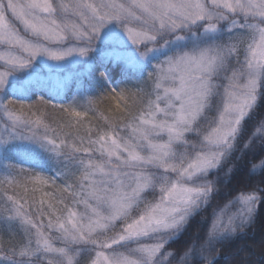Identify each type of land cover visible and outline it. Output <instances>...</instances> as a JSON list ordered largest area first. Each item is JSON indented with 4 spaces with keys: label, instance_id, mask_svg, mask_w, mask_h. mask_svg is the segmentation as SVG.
I'll return each instance as SVG.
<instances>
[{
    "label": "snow or ice",
    "instance_id": "6c2138e0",
    "mask_svg": "<svg viewBox=\"0 0 264 264\" xmlns=\"http://www.w3.org/2000/svg\"><path fill=\"white\" fill-rule=\"evenodd\" d=\"M261 209L264 0H0V264H261Z\"/></svg>",
    "mask_w": 264,
    "mask_h": 264
},
{
    "label": "trees",
    "instance_id": "16d2710c",
    "mask_svg": "<svg viewBox=\"0 0 264 264\" xmlns=\"http://www.w3.org/2000/svg\"><path fill=\"white\" fill-rule=\"evenodd\" d=\"M97 49L98 51L95 52L94 56L97 60H106L101 58L105 53L106 47L100 43L97 42ZM105 68L109 69L111 72V75L114 80H118L122 74V65L117 64H109L105 63L103 65ZM87 66H76L71 67L70 70L67 71L66 75L60 76L66 84V87L63 90L62 98L64 99L65 103H68L72 99V95L79 90L81 85L84 83V81L87 78ZM65 74V73H64ZM50 75V74H48ZM123 87V85H121ZM48 115L44 117V119L48 122H53L57 119H59L58 116L52 113L51 108L49 107ZM95 123V121H93ZM194 224L196 221L193 222ZM264 232V209H261V212L259 215H257L254 225L252 227V231L250 232L249 236L247 237L248 240H259L261 233ZM7 239V237H4ZM239 244V241L234 242L233 244L229 245L226 248V251L230 252L232 249L236 248ZM261 264H264V261L261 262Z\"/></svg>",
    "mask_w": 264,
    "mask_h": 264
},
{
    "label": "rangeland",
    "instance_id": "374dc122",
    "mask_svg": "<svg viewBox=\"0 0 264 264\" xmlns=\"http://www.w3.org/2000/svg\"><path fill=\"white\" fill-rule=\"evenodd\" d=\"M100 43H102V44L106 47V50H105V52H104L105 54L101 57V58H103V59H106V60H107V58H109V57L115 55L116 51H118V50L115 49L114 46L111 45L110 43H104V42H100ZM96 51H98V49H97ZM94 54H95V53H94ZM71 67H76V66H69L68 68H66V69H65L62 73H60L59 75H60V76L66 75L67 71L70 70ZM41 71H42V74H44V75L52 74V73L49 72V70L47 69L46 66H42ZM64 73H65V74H64ZM149 199H151V196H149Z\"/></svg>",
    "mask_w": 264,
    "mask_h": 264
}]
</instances>
